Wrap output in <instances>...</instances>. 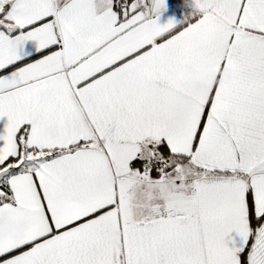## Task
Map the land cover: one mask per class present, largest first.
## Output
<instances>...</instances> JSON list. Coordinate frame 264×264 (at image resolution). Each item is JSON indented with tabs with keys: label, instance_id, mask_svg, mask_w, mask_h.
Masks as SVG:
<instances>
[{
	"label": "snow or ice",
	"instance_id": "6c2138e0",
	"mask_svg": "<svg viewBox=\"0 0 264 264\" xmlns=\"http://www.w3.org/2000/svg\"><path fill=\"white\" fill-rule=\"evenodd\" d=\"M0 264H264V0H0Z\"/></svg>",
	"mask_w": 264,
	"mask_h": 264
},
{
	"label": "crops",
	"instance_id": "0c3cea01",
	"mask_svg": "<svg viewBox=\"0 0 264 264\" xmlns=\"http://www.w3.org/2000/svg\"><path fill=\"white\" fill-rule=\"evenodd\" d=\"M193 98H195V97L193 96Z\"/></svg>",
	"mask_w": 264,
	"mask_h": 264
}]
</instances>
